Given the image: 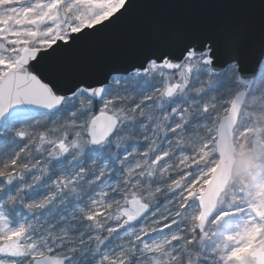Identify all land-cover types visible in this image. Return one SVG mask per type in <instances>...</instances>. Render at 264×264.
<instances>
[{
	"label": "snow or ice",
	"instance_id": "6c2138e0",
	"mask_svg": "<svg viewBox=\"0 0 264 264\" xmlns=\"http://www.w3.org/2000/svg\"><path fill=\"white\" fill-rule=\"evenodd\" d=\"M0 264H264V0H0Z\"/></svg>",
	"mask_w": 264,
	"mask_h": 264
},
{
	"label": "rangeland",
	"instance_id": "374dc122",
	"mask_svg": "<svg viewBox=\"0 0 264 264\" xmlns=\"http://www.w3.org/2000/svg\"><path fill=\"white\" fill-rule=\"evenodd\" d=\"M233 173L235 178L239 181V180H245L247 181L249 184L253 183V173L251 170L243 167L241 165L240 159L239 157L236 158L234 166H233Z\"/></svg>",
	"mask_w": 264,
	"mask_h": 264
},
{
	"label": "water",
	"instance_id": "95a60500",
	"mask_svg": "<svg viewBox=\"0 0 264 264\" xmlns=\"http://www.w3.org/2000/svg\"><path fill=\"white\" fill-rule=\"evenodd\" d=\"M214 2L220 5H230L234 3H240L242 2V0H214ZM233 11L234 10L231 8H220L216 10L217 13H225V14H229ZM236 11H239L241 14L243 13V10H236Z\"/></svg>",
	"mask_w": 264,
	"mask_h": 264
}]
</instances>
